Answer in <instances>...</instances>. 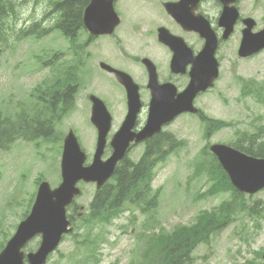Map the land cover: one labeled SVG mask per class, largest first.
<instances>
[{"label":"rangeland","instance_id":"obj_1","mask_svg":"<svg viewBox=\"0 0 264 264\" xmlns=\"http://www.w3.org/2000/svg\"><path fill=\"white\" fill-rule=\"evenodd\" d=\"M16 2V29L38 21L48 32L13 42L0 53V123L5 122L7 112L12 118L19 110L45 112L51 95H44V90L64 72L72 79L77 92L73 109L55 128V137L60 136V141H28L18 137L0 149V245L28 213L33 201L29 204V197L33 192L35 195L38 178L48 180L52 186L60 182L58 152L61 150H58L68 129L77 134L87 162L91 160L96 133L89 121V94L100 96L113 114L116 121L111 133L120 123L125 110L123 90L112 76L99 70L98 61H110L143 83L135 54L141 57L144 50L150 49L140 46L143 42L137 35L126 36L120 28L113 36L96 39H89L85 31L79 30L75 44L87 42V45L74 55L68 38L51 29L57 18V13L52 12V3L56 4L57 0ZM135 5L138 7L134 8ZM115 10L123 17L121 27L128 20H132L133 25L140 19L155 23L158 17L149 19L151 13L162 14L159 6H154L150 0H117ZM263 12L257 7L254 13L247 14L260 20ZM145 27L150 28L149 25ZM18 36L14 34V37ZM123 39L126 46H123ZM234 50L235 46L230 45L223 59L224 68L214 86L194 100L205 117L223 121L226 125L206 134L199 113L183 114L174 119L164 132L180 143L179 148L157 162L146 195L134 202L124 201L119 212L108 222L94 218L88 223L83 219L95 187L92 183L81 185V194L73 202L72 209L83 206V214L77 217L74 213L73 231L64 236L46 264L153 262L151 256L157 251L153 245L157 234L170 233L171 236L178 227L193 224L201 211L218 207L220 201L235 203L230 221L212 231L206 240L194 247L187 261L178 264H264V189L252 196L242 194V197L229 192V186L214 171L207 149L213 142L248 143L251 137L264 133V50L241 60L236 59ZM124 52H130L131 61ZM53 54L55 57L50 58ZM160 59L163 63L155 60L158 71L165 73L167 59ZM145 93L142 90L143 98ZM140 119H145V112ZM259 127L262 128L260 132ZM205 141L208 144L204 149L201 147ZM141 151L142 146H137L128 155L135 161ZM210 170L214 171L212 180ZM148 201L152 202L146 204ZM37 244L35 238L29 247L35 248ZM133 249L135 253L131 255Z\"/></svg>","mask_w":264,"mask_h":264},{"label":"water","instance_id":"obj_2","mask_svg":"<svg viewBox=\"0 0 264 264\" xmlns=\"http://www.w3.org/2000/svg\"><path fill=\"white\" fill-rule=\"evenodd\" d=\"M168 10L180 19L174 9ZM100 12L103 14H100ZM84 22L93 33H110L118 19L112 12L111 2H107L102 9H99L97 0H92L85 11ZM188 28L193 27L189 26ZM254 35L252 45H250L252 50L248 54L264 48V30ZM207 37L209 42L203 50L208 57L205 76L199 77L195 72H191L190 84L177 95L176 100L171 98V93L168 90H162L156 94L150 105V110L153 112L149 126L151 130L147 132L148 135L152 134L154 128L161 122L170 119L177 112H196V108L192 104L193 98L198 91L204 90L213 84V80L217 76V63L213 58L215 44L212 34ZM159 39L168 44L174 42L164 29L159 30ZM246 41L244 40V46ZM244 48L241 46V49ZM242 55H245V53ZM144 62L150 70L152 80L155 81L154 67L148 60H144ZM101 66L113 71L127 91L129 112L118 132V134L124 133L123 137L118 142L113 155L102 162L100 155L105 143L106 132L109 129L110 117L102 102L91 96L93 101L91 119L99 132L97 150L92 165L82 166L84 154L80 151L76 138L70 131L64 140L61 162L63 182L53 190L49 188L46 181L39 185L31 213L20 223L17 232L0 253V264H23L24 254L20 251V248L37 232H42V242L37 252L28 254V260L29 264H43L47 253L54 248L60 239L61 233L70 230V228L67 229L69 222L66 220L65 206L71 202L74 195L79 193V189L75 188L76 181L80 178L96 180L99 186L100 182L112 173L115 161L122 156L128 145L127 138L130 139V100L135 101L137 87L126 73L114 70L104 64H101ZM171 88L174 89L172 86ZM111 144L114 146V139ZM210 149L217 155L222 168L225 169L232 184L237 189L252 194L264 187V158L248 156L225 144H213Z\"/></svg>","mask_w":264,"mask_h":264},{"label":"trees","instance_id":"obj_3","mask_svg":"<svg viewBox=\"0 0 264 264\" xmlns=\"http://www.w3.org/2000/svg\"><path fill=\"white\" fill-rule=\"evenodd\" d=\"M86 0H62L59 1L58 9L60 10V17L58 18L56 25L60 27L64 36L73 39L76 37L75 32L80 26V10ZM12 0H0V49L6 43V29L10 23L12 16ZM29 34V28L26 31ZM73 88L71 86H66L63 92L57 96V92H54L52 97V108L55 111V106L57 98H63V110L66 109L68 101L71 99ZM217 125H224L223 121L207 119V129H213ZM19 126V125H18ZM49 131L48 127H43L40 125L34 128L27 129L25 127L19 126L18 128H7L5 124L0 123V149L13 140L16 136L33 135L37 137L39 135H46ZM238 143V142H237ZM172 146H176V143H172ZM239 149L255 155L264 156V135L260 137H251L248 143H238L235 144ZM158 148L156 146L147 145L144 154L141 159L136 164H130L128 160H123L124 162L117 167L115 171L114 181L115 186H104L102 189L96 191L94 198L90 204V211L92 216H97L101 214H106L112 210H115L120 201L124 196H126L129 191L135 189L138 181L144 177L145 173L151 167L150 157L152 154H157ZM217 164L214 165V170H217ZM219 169V168H218ZM221 170V169H219ZM219 176L223 179L224 184L229 186L227 178L222 171H219ZM230 188V186H229ZM231 212V207L228 204L222 205L217 212H210L207 214L204 224H200L198 227L186 232L185 234L173 239V248L171 252L175 251L180 254H185L190 247L195 243L197 238L201 236L200 239L207 237L211 230L223 227L228 221V216Z\"/></svg>","mask_w":264,"mask_h":264},{"label":"flooded vegetation","instance_id":"obj_4","mask_svg":"<svg viewBox=\"0 0 264 264\" xmlns=\"http://www.w3.org/2000/svg\"><path fill=\"white\" fill-rule=\"evenodd\" d=\"M220 9L221 6L214 0H201L199 4V10L206 16L212 15V13L215 15L219 14ZM254 26H256L257 29L264 26V19L258 20L257 24L255 22Z\"/></svg>","mask_w":264,"mask_h":264}]
</instances>
